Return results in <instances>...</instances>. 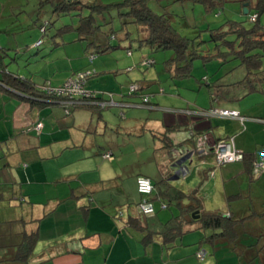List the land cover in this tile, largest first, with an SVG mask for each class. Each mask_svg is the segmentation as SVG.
<instances>
[{
    "label": "crops",
    "instance_id": "crops-1",
    "mask_svg": "<svg viewBox=\"0 0 264 264\" xmlns=\"http://www.w3.org/2000/svg\"><path fill=\"white\" fill-rule=\"evenodd\" d=\"M16 7L19 6L13 9ZM5 8L0 0L1 17H5ZM32 25L39 28L37 20ZM27 28L18 26L17 30L23 33ZM40 30L33 31L26 41L31 38V42L38 44ZM14 31L16 28L9 25L1 29L0 42L10 35L18 39L21 33ZM17 39L13 45L18 46ZM1 44L0 50L14 47ZM7 56L8 53L2 55L0 51V88L8 94L1 97L5 115L7 104L11 103L14 109L12 117L0 127V264H14L11 258L24 231L38 232L39 236L29 264H264V172L256 174L250 166L255 157L264 155V114L256 106L243 109L236 104L240 95L244 98L251 92L238 95L235 91L238 86L231 80L212 82L220 92L226 89L235 94L234 97L218 94L222 100L217 105L239 110L244 119L206 116L201 113L204 110L200 106L163 107L161 117L155 126H151L152 132L163 141L161 148L166 147L165 138L172 146L166 150V159L158 164L157 181L152 180L155 189L150 200L154 203L155 213L162 221H167L163 220L166 215H160L156 203L159 202L162 210L171 207L166 198H157L161 181L167 179L170 184L181 177L195 175L196 186L187 194L193 193L199 200L202 205L199 212H219L226 220L220 227H203L200 221L189 223L184 234L169 244L164 243L159 232L153 234L150 242H145L146 231L127 224L131 215L143 214L139 208L142 199L133 203L134 192L139 193L137 179L144 174H127L124 167L116 163L112 148L97 147L98 134L93 124L96 114L92 113L90 117L89 113L74 111L72 120L68 121L62 107L56 116L52 107L58 103H32L28 95L4 84L2 69L28 78L36 85L42 84L20 72H12L3 61ZM102 72L106 74V80L114 79L112 68H102ZM117 76L115 86L110 90L126 93L123 88H118L120 76ZM102 80L92 82V86L88 83V87L104 91ZM148 84L153 85L152 82ZM257 92L264 93V88ZM211 96L214 106L215 95ZM121 98L120 95L115 97L117 101ZM135 99L129 100L136 102ZM229 101L234 105L228 104ZM36 106L48 112H40V115H46L39 119L44 122L40 133L33 127L28 130L24 127L28 122L23 118L26 110L33 113ZM153 106L152 110H155ZM159 107L156 109L160 110ZM99 118H103L102 112ZM56 131H60V135L53 138ZM202 133L209 134L212 142L233 139L235 147L247 158L215 168L212 167L214 154L196 155L189 157L182 167H174L179 159L175 150L194 147L197 136ZM107 152L112 153L111 159L104 157ZM203 158L205 162H202ZM163 165H167L165 172ZM183 168L186 173L181 171ZM188 203L187 199L185 204ZM200 251L206 252L203 260L198 256Z\"/></svg>",
    "mask_w": 264,
    "mask_h": 264
},
{
    "label": "rangeland",
    "instance_id": "rangeland-1",
    "mask_svg": "<svg viewBox=\"0 0 264 264\" xmlns=\"http://www.w3.org/2000/svg\"><path fill=\"white\" fill-rule=\"evenodd\" d=\"M99 1L103 4H114L122 0ZM1 3L6 5V13L5 17L0 16V30L5 29L9 25L16 28L14 32L19 34L21 32H18V26L27 28L31 25L27 28L26 32L18 36V39L16 36L10 35V38L6 39V41L0 42V48L2 47L1 43L14 46L10 50H0L2 55L9 54V56L3 58V61L12 72H20L23 76L26 75L32 79H36L38 82H42V84L61 86L70 76L75 75L85 67H89L87 70L96 68L101 75H92L88 78L87 82L89 81L88 83L92 86V82L98 83L99 80L103 79L101 86L105 92L112 91L110 88L115 86L116 75L120 76L117 80L118 88H123L126 92H129L131 82L139 84L142 81L152 82L153 85L145 90L148 93L165 88V93L159 92L151 98L154 103H158L161 106L159 107L161 108L160 110L156 109L159 106L157 104L155 106L151 104H135V107L111 106L101 111L103 118H99V111L86 107L72 108L70 114L62 112L68 121L72 120L74 111L80 110L81 113H89L90 117L92 113L96 114L97 116L94 117L93 124L96 126L98 134L96 136L97 147L103 148V150L112 148L115 153L116 163L119 167H124L123 169L129 175L144 174L150 176L154 182L157 181L159 174L158 164H160L161 160L166 159V150L169 147L161 148V142L163 141L154 135L151 126H155V122L161 117L164 110L163 107L172 109L179 108L180 106H200L204 110L201 113L208 116L206 111L211 108H223L217 105L222 100L218 94L222 93L225 97L235 96L233 92H227L226 89L220 92L216 86L209 88L204 80L205 77H209L211 83H215L220 79L231 80V82H234L238 86L235 88L238 95L249 91L247 89L248 86L243 82L247 74L246 68L240 65V60L232 59L227 63H223L222 59L217 57L219 50H225L223 45H217L213 41V33L210 31L225 25L228 20L245 21L244 24L247 27L254 25L250 19V15L242 12V5L238 0H225L223 5L217 7L216 10H209L204 4L195 3L192 0H150L151 8L156 12L160 14L166 11L174 13L175 19L173 25L175 28L180 34L196 42L197 51L200 55L205 56V58L195 57L193 59L191 75L187 77L181 76L180 71L174 68V64L176 63L173 62L176 58L175 50L172 48L153 50L147 44H141L138 39L140 30L135 24H129L128 26L123 24L125 19L129 17L121 16V12L124 13L125 10L121 11L118 6L111 7L104 14L97 16V24L100 25L101 29L95 33L94 38L81 40L76 30L65 31L61 36L55 37L57 30L65 24L73 23L74 28L77 27L80 21L78 15L81 11L74 10L70 14L54 13L53 4L42 5L41 0H1ZM14 6L19 7L13 9ZM12 9L14 15L11 12ZM254 11L255 9L251 8V13ZM85 12L86 10L84 14ZM18 17L19 19L16 20ZM34 20L38 21L39 28L32 25ZM47 21L52 22V24L47 27L46 33H42L40 25L45 24ZM261 22L264 23V12L261 16ZM37 30H40L39 38L43 42L37 44L31 42V38L29 42L26 41L32 32ZM226 31L229 32V28ZM14 32L11 33L13 34ZM11 33L9 32V34ZM113 34H115V37H112ZM226 36H228L229 40H236V36L233 33H228ZM16 39L18 46L13 45ZM94 40L100 45H106L110 42L116 47L110 48L107 52L97 53L96 56L92 57V53L96 52L97 48L95 45L89 46V42ZM129 50L132 51V55H128ZM259 52L264 54V50H259ZM214 55L216 56L214 57ZM146 58L153 61L150 67L144 64V59ZM102 68H112L113 72H115L113 74L114 79L111 81L106 80L104 78L106 74L102 72ZM0 74H2V71H0ZM256 76H253L255 77L253 82L259 88H264V57L263 71ZM91 86H89L90 89L92 88ZM211 94L215 95L214 106L212 105ZM5 95H8L7 92L0 88V127L5 120L7 121L12 117L11 112L14 109H12L11 103L7 104V115H5L1 97ZM238 98L239 102L237 101L236 104L240 108L247 109L251 107L253 109L255 108L253 106H256L257 110L264 114V104L262 103L264 102V93L253 91L251 94L247 93L244 98L243 95H240ZM135 100L136 102H141L140 98H136ZM18 101L21 100L19 99ZM257 102L263 105H258L259 103ZM228 104L234 105L231 101ZM30 106L32 108V105ZM151 106L155 110H152ZM61 107L65 110L62 104L52 107L55 108L56 116L60 113ZM40 109L39 106H36L33 113L26 110L27 113L24 114L25 117L23 116L28 121L24 124L25 130L34 127L40 118H46L45 114L41 113L40 115V112L46 111L45 108L43 110ZM46 113L48 112L46 111ZM61 116L63 117V115ZM48 118L53 119L54 117ZM59 133L60 131H56L53 134V138L60 135ZM163 166L165 172L167 165ZM212 167L219 168L222 165L218 166L214 159ZM194 176L190 175L188 178L181 177L179 180L172 181L176 184H170L175 185V188L183 190L185 193H189L196 186H194ZM164 182H168L167 179ZM134 195L133 204H136L141 196L136 192H134ZM154 195H156V192ZM156 207L159 213H161L160 215L163 217L166 215L164 219L162 218L163 220H168V218L180 212L179 207L175 203H172L171 207L165 210L160 209L159 202L156 203ZM203 259H205V256L200 258V260Z\"/></svg>",
    "mask_w": 264,
    "mask_h": 264
},
{
    "label": "trees",
    "instance_id": "trees-1",
    "mask_svg": "<svg viewBox=\"0 0 264 264\" xmlns=\"http://www.w3.org/2000/svg\"><path fill=\"white\" fill-rule=\"evenodd\" d=\"M192 1L195 3L204 4L209 10H216L217 7H221L223 5L225 0ZM238 1L242 5V10H244L245 3H248L249 15L257 14L256 20L252 21L254 25L247 27L244 24L245 21L228 20L226 22L227 25H222L219 28L210 31H212L213 33V41L217 43V45H223L225 50H219V54L217 55V57L219 59H222L223 63H227L232 59L240 60V65H243L246 68L247 74L245 76V79H243V82L248 86L249 92L252 93L253 91H258L261 89L253 82V80L255 79V77L253 76L258 75L263 71L264 54L259 52V50H264V23L261 22V16L264 12V0ZM41 4H53L54 13L61 12L63 14H70V12L74 10L78 12L81 11V13H79L78 15L80 17V21L77 27L74 28L73 23L65 24L57 30V35L55 37L61 36L62 33L65 31L76 30L79 33V39L81 40H88L90 38H94L95 33L101 29L100 25L97 24V16L104 14L105 11L109 10L111 7L118 6L121 11L125 10L124 13L121 12V16L129 17L128 19H125L123 24L125 26H128L129 24H135L140 30V36L138 39L141 44H147L153 50H162L168 48H172L173 50H175L176 58L173 60V62L176 63L174 64V68H177V70L180 71L181 76L187 77L191 75L192 63L195 57L205 58V56L200 55L197 51L195 45L196 42L180 34L175 28V26L173 25L175 19L174 13L166 11L160 14L156 12L151 8L150 0H122L114 4H103L99 0H44L41 1ZM251 8L255 9V11L252 13ZM84 9L86 10L87 14L86 12L84 14ZM51 24L52 22L50 21H47L45 24H42L41 32L46 33L47 27ZM228 28L229 32L226 31V29ZM228 33H233L236 36V40H229L228 36L225 37V35ZM112 37H115V34H113ZM89 44V46L95 45L97 48V51L92 53V57L96 56L97 53L107 52L110 48L116 47L110 42L106 45H100L97 44L95 40L90 41ZM129 51L132 54V51ZM129 51L128 54L131 55ZM215 56L216 55H214V57ZM151 65L152 64L146 66L150 67ZM2 70H4L2 82L4 84L12 86L19 92L28 95L33 101L32 103L40 105L45 103H57L52 100H58L60 98L48 94L46 90L41 88L43 84L36 85L33 81L28 78H22L20 76L12 74L11 72L7 73L6 69ZM86 70L87 68L81 71ZM92 71V75L98 73L96 68L92 69ZM204 80L206 81L208 87H213V84L207 78H205ZM132 84L139 85V89L134 93H116L113 91L109 92H112L114 96H122L123 99L121 98L120 101L128 103L130 106H135V104L156 105L151 99L152 96L156 94V92H145V90L150 85L148 84V81H142L141 84L132 82L130 86ZM86 87L89 90L98 93L96 95L97 98L103 97L101 93L105 91H96L94 89H90L88 87V82L86 84ZM158 92H164V88H160ZM147 95L149 96L150 100L148 102H145L144 97ZM133 97L140 98L141 102L129 100ZM77 107H86L99 112L103 110L100 107L87 105L86 103L77 105ZM70 112H72V109ZM165 142V146H172L167 138H165ZM246 158L247 155L245 154V159ZM258 159V157H255L251 162L250 166L252 165V169L254 167L255 161H257ZM157 196L158 200H164V198H166L165 201H169L170 205L172 203H175L179 207L180 212L179 214L169 218L167 221H162L158 217V213L152 215H147L143 213L141 214V216L131 215L129 220L127 221V224L129 226L144 229L146 231V234L144 236L145 242H150L153 237V234L155 232H159L163 236L164 243H172L184 234L186 226L189 223H193L196 221L202 222L203 227H220L223 226L225 223L226 218L222 213L219 212H199L200 217L198 220H196L193 217V213L195 211H200V208L202 207L199 200L195 197L193 193L187 194L182 190H179L175 187H171L169 182L161 181ZM187 199L190 201V203L185 204V201ZM38 241V232L28 233L24 231L21 235V241L17 245L16 253L11 258L12 262H14V264H29Z\"/></svg>",
    "mask_w": 264,
    "mask_h": 264
},
{
    "label": "built area",
    "instance_id": "built-area-1",
    "mask_svg": "<svg viewBox=\"0 0 264 264\" xmlns=\"http://www.w3.org/2000/svg\"><path fill=\"white\" fill-rule=\"evenodd\" d=\"M257 18V14H253L250 16L251 21H255ZM42 43V40L39 41ZM38 43V44H39ZM131 54V52L129 51ZM152 60L146 59L144 60V64L150 65L152 64ZM93 74L92 70L81 71L76 73L73 76H70L68 80L61 86H53L50 84H43L41 88L46 90L48 94L53 95L55 97H60L58 100H52L59 104H62L65 108V112L70 114L72 107H77V105H81L86 103L87 105H93L100 107L101 109H105L111 106H121L126 107L129 106L128 103L123 101H117L112 92H102L103 97L97 98L95 91H91L86 87L88 78ZM139 89L138 84H132L130 86L129 93H134ZM145 102L150 100L149 96L144 97ZM71 108V109H70ZM206 113L210 116L215 117H232V118H240L244 119L241 115L240 111L228 108H211L206 111ZM123 114V113H122ZM43 122L39 121L33 129L37 132H41L43 128ZM200 153L203 156H207L210 154H214L215 160L218 166H221L226 163L243 161L245 159V153L235 147V143L233 139H223L219 141H211V137L207 133H202L197 136L195 146L193 147V151L190 149H186L184 151L176 149L174 154L176 157L181 158L184 155L190 154L191 157L196 156L197 153ZM105 158H112V153L107 152L104 155ZM202 162H205V159H202ZM186 173V169L183 168L181 170ZM254 171L256 174H260L264 172V155H261L260 158L254 163ZM138 191L142 196V200L139 203L140 211L147 215H152L155 213L154 203L150 200V196L153 194L155 186L152 179L148 176L142 175L137 179ZM163 207H166L163 204ZM205 251H200L198 256L202 258L205 255Z\"/></svg>",
    "mask_w": 264,
    "mask_h": 264
},
{
    "label": "water",
    "instance_id": "water-1",
    "mask_svg": "<svg viewBox=\"0 0 264 264\" xmlns=\"http://www.w3.org/2000/svg\"><path fill=\"white\" fill-rule=\"evenodd\" d=\"M244 13L245 14H248L249 13V9H248V3H245V5H244ZM189 157H191V155L190 154H187V155H184V156H182L181 158H179L175 163H174V167H182L183 166V164H184V162H186L187 161V159L189 158ZM180 170L178 169V172H179ZM199 211H196V212H194L193 213V217L195 218V219H198L199 217H200V215H199V213H198Z\"/></svg>",
    "mask_w": 264,
    "mask_h": 264
},
{
    "label": "bare ground",
    "instance_id": "bare-ground-1",
    "mask_svg": "<svg viewBox=\"0 0 264 264\" xmlns=\"http://www.w3.org/2000/svg\"><path fill=\"white\" fill-rule=\"evenodd\" d=\"M251 16V15H250ZM190 150H191V152L193 151V147L192 148H189ZM197 153V155H200L201 156V154L200 153H198V152H196Z\"/></svg>",
    "mask_w": 264,
    "mask_h": 264
}]
</instances>
